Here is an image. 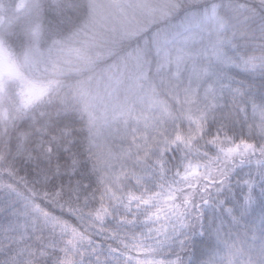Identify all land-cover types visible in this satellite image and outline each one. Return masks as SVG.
I'll return each instance as SVG.
<instances>
[{"label": "snow or ice", "instance_id": "obj_1", "mask_svg": "<svg viewBox=\"0 0 264 264\" xmlns=\"http://www.w3.org/2000/svg\"><path fill=\"white\" fill-rule=\"evenodd\" d=\"M0 264H264V0H0Z\"/></svg>", "mask_w": 264, "mask_h": 264}]
</instances>
